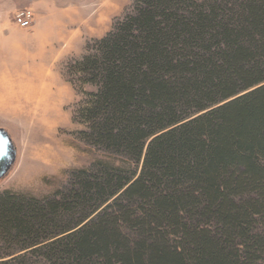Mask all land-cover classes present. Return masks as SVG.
Instances as JSON below:
<instances>
[{"label":"trees","instance_id":"16d2710c","mask_svg":"<svg viewBox=\"0 0 264 264\" xmlns=\"http://www.w3.org/2000/svg\"><path fill=\"white\" fill-rule=\"evenodd\" d=\"M90 42L72 119L107 156L0 192V264H258L264 0H131Z\"/></svg>","mask_w":264,"mask_h":264},{"label":"rangeland","instance_id":"374dc122","mask_svg":"<svg viewBox=\"0 0 264 264\" xmlns=\"http://www.w3.org/2000/svg\"><path fill=\"white\" fill-rule=\"evenodd\" d=\"M19 1L27 7H31L33 3L32 0H0V10H11L13 2L15 4ZM104 1L40 0V7L35 10V18L32 22H39L46 17L51 19L58 17V15L43 14L42 10L46 6L60 9L62 22L70 24L63 34L72 36V48L67 51L64 49L55 62L54 72L56 76L59 74L57 81L60 83L61 93L60 97L56 95L55 103L49 102L51 108L46 114H52L53 118L48 120L46 125L39 124L36 120L22 123L23 120L20 121L18 118L0 119V128L8 133L16 149L15 162L7 174L0 179V192L9 190L36 197L52 194L67 183L71 171L87 167L94 160L107 156L103 151L90 146L78 137L77 132L83 126L73 121L72 117L76 103L81 99L77 92L81 85L75 81L76 76L70 70L73 62L85 53V45L97 39L95 37L105 31L97 28L101 20L99 8ZM17 8H14V12ZM112 20L113 18L109 20L110 25ZM81 89L95 90L89 84L82 85ZM34 102V100L20 101L26 108L33 106ZM258 264H264V255Z\"/></svg>","mask_w":264,"mask_h":264},{"label":"crops","instance_id":"0c3cea01","mask_svg":"<svg viewBox=\"0 0 264 264\" xmlns=\"http://www.w3.org/2000/svg\"><path fill=\"white\" fill-rule=\"evenodd\" d=\"M32 1L31 7L19 1L15 4L13 2L11 10H0V119L18 118L21 120L19 116L14 117V111L16 113L19 111L14 109L16 100L18 101L16 109L21 107L20 101L23 100L19 97L21 94L43 96L61 92L60 83L57 81L59 74L56 76L54 68L63 50L67 51L72 48V36L63 34L70 24L62 22L60 9L46 6L42 10L43 14H53L58 17L55 19L46 17L39 22H32L29 28H20L11 14L17 7L19 8L16 10L30 8L34 21L35 10L40 7V0ZM129 2L130 0H105L103 2L99 8L101 20L97 28L105 31L95 38L103 37L110 30L109 20L121 16ZM65 40L69 41L67 47ZM29 107L23 106L26 111Z\"/></svg>","mask_w":264,"mask_h":264},{"label":"bare ground","instance_id":"6f19581e","mask_svg":"<svg viewBox=\"0 0 264 264\" xmlns=\"http://www.w3.org/2000/svg\"><path fill=\"white\" fill-rule=\"evenodd\" d=\"M64 43H66V47L69 46V41L65 40ZM60 93L61 92H57L55 94H46L43 96L21 94L19 97L22 98L24 101L30 102L32 99H34L35 102L33 106L32 107L30 106L29 109L26 111L24 110L21 104H20L21 106L20 109H16L18 106V103H17L18 101L16 100L17 98H15L16 105L14 106L15 107L14 109L19 110V111L18 113L14 111V117L16 118L19 116V118L23 120L22 123H25L29 120L31 121L36 120L37 122H39V124L46 125L48 120L53 118L52 114H49V115L46 114L49 112L51 108L49 102L51 103L52 101V103H55V101L57 100L56 95L60 97Z\"/></svg>","mask_w":264,"mask_h":264},{"label":"water","instance_id":"95a60500","mask_svg":"<svg viewBox=\"0 0 264 264\" xmlns=\"http://www.w3.org/2000/svg\"><path fill=\"white\" fill-rule=\"evenodd\" d=\"M16 158V149L8 133L0 128V179L4 177Z\"/></svg>","mask_w":264,"mask_h":264},{"label":"built area","instance_id":"2783aa9c","mask_svg":"<svg viewBox=\"0 0 264 264\" xmlns=\"http://www.w3.org/2000/svg\"><path fill=\"white\" fill-rule=\"evenodd\" d=\"M14 22L20 28H29L33 20V12L30 8L18 9L13 15Z\"/></svg>","mask_w":264,"mask_h":264}]
</instances>
